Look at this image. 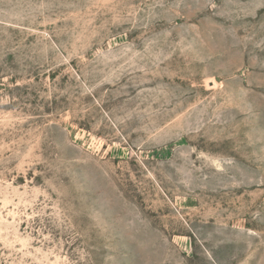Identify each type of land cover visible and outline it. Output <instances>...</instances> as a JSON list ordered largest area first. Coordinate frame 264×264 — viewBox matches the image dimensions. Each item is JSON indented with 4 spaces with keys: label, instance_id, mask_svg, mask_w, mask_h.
I'll return each mask as SVG.
<instances>
[{
    "label": "rangeland",
    "instance_id": "1",
    "mask_svg": "<svg viewBox=\"0 0 264 264\" xmlns=\"http://www.w3.org/2000/svg\"><path fill=\"white\" fill-rule=\"evenodd\" d=\"M0 264H264V0H0Z\"/></svg>",
    "mask_w": 264,
    "mask_h": 264
}]
</instances>
